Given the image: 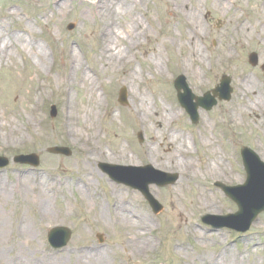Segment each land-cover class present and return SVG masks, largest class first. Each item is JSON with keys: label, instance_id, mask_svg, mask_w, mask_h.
Wrapping results in <instances>:
<instances>
[{"label": "rangeland", "instance_id": "1", "mask_svg": "<svg viewBox=\"0 0 264 264\" xmlns=\"http://www.w3.org/2000/svg\"><path fill=\"white\" fill-rule=\"evenodd\" d=\"M174 1L135 0L134 8L129 6L124 9H133V16L147 26L146 37L140 46L132 51V61L124 69L135 66L138 70L141 67L146 73L145 80L137 82L134 88L137 90L148 86L153 94H157V106L160 102H169L179 110L180 115L172 125L194 142L195 154L191 156L196 163L201 165L210 157L209 151L205 150L198 140L203 134L214 142L216 150L223 155L224 165L232 169L238 180L229 182L224 177L199 175L196 180L190 182L182 179L164 187L150 185V193L163 207L158 214H154L139 191L112 181L100 169L99 163L105 160L95 162L92 166L104 177L98 179L95 176L92 180L98 193L105 196L104 202L110 209L113 206L109 197L112 185L123 189L125 193L127 191L131 195L128 199H132V204L148 214V222L152 228H148L146 233L154 240V248L142 256L130 254L125 248L128 228L114 224L109 215L102 217L98 205L82 200L74 189V184L81 180L84 174L81 169L83 153L72 142V138L63 137V85L54 79L57 76L55 73L66 71L64 54L69 45L94 72L101 68V64L94 60V37L98 21L90 15L96 0H0V21L9 32L6 38L8 35H22L26 39L43 44L50 64L48 68L43 67L35 53L28 52V48L22 45L14 46L12 55L0 63L2 115L10 114L15 118L23 115L31 118L27 108L34 100L39 81H43L45 86L36 103L35 115L39 118V125L35 128L37 135L31 138L26 132V143H13L0 132V156L12 159L18 154L37 153L40 158V164L35 169L10 161L6 168L0 170V213L3 214L5 223L0 229V251L3 252L0 264H13L11 260L16 258H20L21 264H56L57 261H61L59 264H77L84 261L79 252H94L96 249L108 252L109 264H197L198 261L194 260L193 256L201 252L219 253L224 247L240 253L245 258L244 264H264V211L245 232L224 227L215 230L201 221V216L207 213L222 216L237 210L235 202L214 183L218 181L226 186L244 183L246 173L240 156L241 147L248 146L264 162V103H261L258 110L251 109L244 116L237 114L235 122L225 121L224 116L227 108L254 100L253 95L249 93L242 96L239 93L243 77L253 80L256 88L264 93V70L261 69V65H264V0H224L223 9H215L213 0H199L203 38L198 45L206 55L202 68L196 69L200 72V78H194L175 66L184 50L174 45L171 47L170 44L180 38L181 23L184 21L181 13L184 9L179 8L181 13L171 11ZM186 1L188 5L194 3L193 0ZM101 2L100 6L105 4V1ZM8 12L10 15H7ZM130 17L121 14L118 21L120 24L130 22ZM233 20L244 24V35L232 31ZM71 23L73 28L69 30L67 26ZM130 39L132 38L129 37ZM164 39L166 42H163ZM158 48L164 52L163 59L159 62L162 71L160 76L157 75L149 54L151 50ZM225 48L230 49L233 57L228 62L214 64L215 57L222 54ZM251 52H256L259 58L255 67L247 61ZM179 74L186 77L195 95L212 89L219 83L221 76L228 75L231 79V99L218 101L209 111L199 109V121L192 124L176 99L173 79ZM121 75L122 71H117L99 77V93L103 98L104 110H107L108 114L111 111L116 114L112 124L108 123L109 115L101 116L100 143L107 153L117 144H122L134 155L140 154L151 141L147 131L134 123L129 115L131 95L129 86L121 83ZM76 77L78 78L79 74ZM121 87H125L127 92V103L124 105L118 102ZM71 94L77 100H84L81 84L71 89ZM51 105H55L57 109L56 116L52 118L49 115ZM138 133L142 134V141L138 140ZM166 136L164 134L162 139L153 145L157 154L164 157L158 160L157 166H154L152 161L142 160V163H150L154 168L167 173H176L179 179L178 170L170 168L174 165L173 162L165 159L169 152L164 140ZM51 146L68 147L71 155L48 153L46 149ZM190 147L193 150V147ZM137 161L140 160L137 158ZM123 163L118 164L125 165ZM178 166L182 167L181 164ZM33 178L57 184L59 192L49 201L52 208L50 219L39 221L42 207L40 202L35 203L31 196ZM178 182H182L181 185ZM197 182L210 194H214L213 199L218 205L216 210H206L198 202L197 191L193 185ZM263 193L264 191L261 192ZM26 220L28 229L15 233ZM19 221L21 223L18 224ZM57 225L70 230L69 242L60 250L51 248L47 242L48 230ZM198 232H204L210 239L219 236L221 243L214 241L206 243V247H203L197 241ZM97 234L102 236V242L98 241ZM182 246L188 251V256L179 252Z\"/></svg>", "mask_w": 264, "mask_h": 264}, {"label": "bare ground", "instance_id": "2", "mask_svg": "<svg viewBox=\"0 0 264 264\" xmlns=\"http://www.w3.org/2000/svg\"><path fill=\"white\" fill-rule=\"evenodd\" d=\"M101 1H105L101 6ZM194 3L188 5L186 0H175L174 6L170 8L174 13H181L179 8L184 9L181 15L183 22L181 23V34L179 39L173 40L171 47L176 46L184 51L179 57V61L175 66L181 68L194 78H200V72L197 68H202L203 61L206 58L204 51L199 47L198 42L203 38V23L201 20L202 9L199 7V0H193ZM94 8L90 15L98 21L96 28V53L94 55L95 62L101 64L99 71L94 72L89 66H86L80 55L69 45L65 51L66 71L57 72L54 79L63 85L64 94V112L62 121L63 137L72 138V142L83 153L81 161V169L83 170L82 179L74 184V189L80 195L82 200L93 202L98 205L99 213L102 217L109 215L111 221L119 226L128 228L125 248L130 254L142 256L154 248V240L147 236V229L152 228L148 222V214L141 208L132 204V199H128L131 195L124 192L123 189L115 186H110L109 197L112 199L113 206L111 209L105 204V196L97 191V186L93 182L95 176L102 179L104 176L98 173L92 166L99 160H105L109 163H122L127 165H140L142 160L152 161L154 166H157L158 160L164 157L157 154L154 144L158 142L164 134H166L165 143L169 150L165 159L168 162H173V166L179 172L178 180L187 182L196 180L199 175L211 177H224L229 182L237 181L238 177L224 165L223 155L216 150L214 142L208 137L201 134L198 137L200 145L205 150L209 151L210 157L203 163H196L191 154H195V144L189 136L176 130L173 127V122L180 115L179 110L171 103L160 102L156 105L155 96L148 86H143L141 89H135L134 85L137 82H144L146 73L139 67L130 66L127 69L124 67L129 64L132 59V51L140 46L142 40L147 35V26L135 16L133 9L124 10L126 7H133L135 0H96ZM188 5V6H187ZM176 7V8H175ZM213 7L225 8L224 0H213ZM127 8V9H128ZM262 9V8H260ZM9 13V12H8ZM128 15L130 22L120 24V15ZM7 15H10L7 14ZM238 19V17H236ZM121 30V31H120ZM233 32L245 34L244 24L237 20H233ZM7 32L2 22L0 21V63L2 60L9 58L12 55L14 46H23L28 48V52L33 51L35 57L46 68L50 66L48 55L43 44L33 40L26 39L22 35H14L6 38ZM129 37L132 39L129 40ZM163 42H166L164 39ZM151 61L155 66L157 75H162L160 70V61L163 59L164 52L162 49L151 50L149 52ZM233 57L229 48H225L222 54H219L213 60L214 64H221L223 61L228 62ZM93 67V66H92ZM94 68V67H93ZM122 71L121 83L129 86L131 95V104L128 107L130 117L142 129L147 131L150 139V145L140 154H133L124 145L117 144L111 152H105L104 146L100 143L102 136L101 116L109 115V124H112L113 118L116 117L114 111L109 112L104 110V102L99 93V77L107 73ZM79 74L77 78L76 75ZM81 84L84 100H77L71 94V89L78 87ZM45 90L44 82L39 81L37 93L31 105L28 106V116L15 118L14 115H2L0 113V132L3 137L13 141V143H26V132L31 138L37 134L35 128L39 125V118L35 115L37 97ZM239 93L242 96L244 93L253 95L254 100L238 106H232L225 110V121L235 122L237 114L244 116L251 109L258 110L261 103H264V93L258 90L253 80L249 77H243L239 87ZM120 138H118L119 140ZM119 142V141H118ZM193 150H191V147ZM140 161H137V158ZM181 164L182 167H179ZM29 179V178H27ZM25 180V179H23ZM31 196L42 207L39 214V221L50 219L52 208L49 201L52 196H56L59 192L55 182H45V180L34 178L31 179ZM181 185L182 182H178ZM196 191L198 202L203 205L206 210L217 209V201L213 199L214 194L209 191L199 182L193 184ZM129 195V196H128ZM127 197V198H126ZM130 200V201H129ZM129 201V202H128ZM3 214L0 213V229L5 225ZM20 220V219H19ZM21 223L20 221L18 224ZM21 225V224H20ZM28 229V221L16 230L15 233H20ZM140 229L144 231H140ZM214 237V236H213ZM212 237V238H213ZM197 241L203 247L206 243L214 242L219 244L221 239L219 236L210 239L205 236L204 232L197 233ZM180 248V247H179ZM179 252L188 256V251L185 247H181ZM84 261H79L77 264H109V254L103 249H96L94 252H79ZM3 257V252L0 251V258ZM19 257V256H18ZM197 260V264H244L245 258L240 253H235L232 249L224 247L219 253L210 254L201 252L193 256ZM13 264H21L20 258L11 260ZM6 263V262H5ZM47 263V262H45ZM43 263V264H45ZM56 264L61 261L55 262ZM28 264V263H24ZM192 264V263H191Z\"/></svg>", "mask_w": 264, "mask_h": 264}, {"label": "water", "instance_id": "3", "mask_svg": "<svg viewBox=\"0 0 264 264\" xmlns=\"http://www.w3.org/2000/svg\"><path fill=\"white\" fill-rule=\"evenodd\" d=\"M72 27L73 25H69V29ZM257 62L258 59L256 53H251L249 55V63L251 65H256ZM229 83L230 79L224 76L221 79L220 85L213 89L212 95H210L208 92L203 97H194L192 94H190L185 82V78L182 75L178 76L174 81L175 88L178 91V99L180 103L187 109L193 122L197 121L198 115L196 109L198 106H202L207 110L210 109L216 103L215 96H218L219 99H230L232 90L229 86ZM181 89H183V93H180ZM193 98H195L197 102L192 104L190 101ZM119 101L121 103L126 102V90L124 88H122L119 93ZM51 109V116H55V107L52 106ZM48 151L55 154L62 153L65 155H70V151L68 149L61 147H52L49 148ZM241 154L248 174V181L245 188L252 187L253 189H251L249 194L242 196L240 195L242 191L241 186L224 187L223 185L219 184L225 193L237 203L239 210L232 215H227L224 217H214L210 215L203 217V221L205 223L211 224L214 228L228 226L239 231H245L248 229L257 215L264 210V200L256 198L260 193L262 186H264V165L258 161V157L248 148H243L241 150ZM14 161L31 164L33 166H37L39 164V159L36 154L19 155L14 157ZM7 164L8 160L6 158L0 157V168L6 166ZM100 166L116 182H121L140 190L144 197L149 201L153 212L155 213L160 211L162 207L149 193L148 185L150 183H154L158 186H164L166 184L174 183L177 178L176 175H170L154 170L149 165L141 168H133L101 163ZM216 219H220L221 221L217 222L215 221ZM69 235L70 232L67 228L60 227L51 230L48 235V239L51 243H53L54 247H61L66 245Z\"/></svg>", "mask_w": 264, "mask_h": 264}]
</instances>
